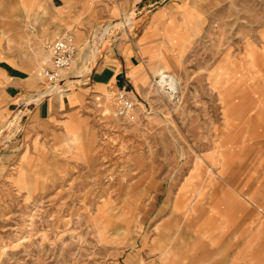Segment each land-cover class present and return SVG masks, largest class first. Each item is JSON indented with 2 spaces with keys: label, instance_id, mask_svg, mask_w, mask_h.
<instances>
[{
  "label": "rangeland",
  "instance_id": "obj_1",
  "mask_svg": "<svg viewBox=\"0 0 264 264\" xmlns=\"http://www.w3.org/2000/svg\"><path fill=\"white\" fill-rule=\"evenodd\" d=\"M43 1L25 0L30 12L23 17L15 12L23 27L0 28V47H13L22 63L32 51L25 48L30 34L47 45L35 53L36 73L15 77L24 104L0 126V264L144 262L150 255L141 239L159 211H173L179 190L202 181L211 196L223 181L234 186L248 172L261 174L264 0H190L192 8L184 0L181 19L155 13L139 41L147 57L137 56L140 64L129 70L139 105L135 121L116 116L112 90L93 89L75 111L65 113L71 106L59 110L55 103L49 118L38 117L34 108L45 98L74 101L90 85L93 68L110 54L120 56L118 46L139 26L134 11L110 19L103 13L99 20V10L88 8L98 23L87 35L57 24L72 14L73 0L59 6ZM115 1L112 13L118 14L126 0H110L108 7ZM8 2L22 4L0 0V9ZM160 6L155 2L151 11ZM2 15L11 19L12 13ZM68 30L76 58L61 86L46 94L50 86L41 68L49 62L48 44ZM116 33L121 37L112 41ZM161 71L174 76L176 89L168 78L159 82Z\"/></svg>",
  "mask_w": 264,
  "mask_h": 264
},
{
  "label": "crops",
  "instance_id": "obj_2",
  "mask_svg": "<svg viewBox=\"0 0 264 264\" xmlns=\"http://www.w3.org/2000/svg\"><path fill=\"white\" fill-rule=\"evenodd\" d=\"M109 1L73 0L72 14L59 17L57 24L66 27L73 25L88 35L89 28L98 23L90 17L92 14L90 10L98 9L99 20L103 13L110 19L118 18V15L122 13L134 11L139 26L130 33L127 42L118 46L120 56L115 53L110 54V61H106L101 68H93L90 85L82 88L77 97L73 98L74 101L68 96L64 99L56 98L57 102L52 98H45L34 108L38 117L49 118L55 103L59 110L66 109L67 105L71 106V109L76 108L82 102L83 96L89 94L88 89L104 94L106 90H115L124 85L129 89L128 83L131 82L134 86L129 70L132 66L140 64L137 62V56L147 57L146 54H142L139 46L145 27L160 10L167 11V19L174 13L177 19H181V12L184 11L178 8L184 0H126L122 11L115 14L112 13V7L116 1L108 7ZM187 1L192 8L190 0ZM10 2L6 3L5 8L0 9V17H4L3 12H11V19L0 18V28L10 29L15 25L23 27V20H15V12L22 13L21 17L26 12H30L26 8L25 0H21L22 4L18 5L19 7H16L15 2ZM155 2H160L162 6L151 11L150 7L155 5ZM62 3L63 0H52V5L59 6ZM138 13L143 15L139 16ZM39 24L40 32H42L43 25L41 22ZM137 30L139 33H136ZM12 37L14 39L13 34ZM29 37L33 41L25 44L27 45L25 48L32 51L25 54L23 63L18 53H14L13 47H9L8 44L4 48L0 47V126L15 111V108L24 104V99L16 93L21 91L19 89L23 86L19 85L20 80L15 77L18 74L29 77L36 73L40 57L37 58L35 53L38 50L41 52L42 46L46 45L40 36L35 37L30 34ZM111 37L112 41H117L121 36L116 33L111 34ZM111 44L110 42L108 46ZM71 111L75 109L65 113ZM66 118L67 116L63 122ZM201 182L194 181L187 191L177 192L173 197L172 212H158L150 233L145 234L141 239L142 247H146L143 250L147 253L149 251V259H145L144 262L142 260L134 262L137 264H264V165L261 174L254 175L248 172L246 178L234 180V186L226 181L221 182L222 185L218 186L220 190L211 196H207L208 191L202 190L207 185H202ZM205 182L212 184L214 181ZM208 187L213 188L212 185ZM198 191L202 194L199 195ZM205 198L209 201L201 209L200 201ZM165 203L167 202L164 201L161 210L164 209ZM177 204L180 205V210L175 209ZM185 204L186 207H184ZM140 254L142 255V251ZM124 264H133V260L125 261Z\"/></svg>",
  "mask_w": 264,
  "mask_h": 264
},
{
  "label": "built area",
  "instance_id": "obj_3",
  "mask_svg": "<svg viewBox=\"0 0 264 264\" xmlns=\"http://www.w3.org/2000/svg\"><path fill=\"white\" fill-rule=\"evenodd\" d=\"M47 48L50 58L49 62L42 66L41 74L50 88H58L64 81L65 71L71 68L78 52L75 35L69 30L65 31L59 38L49 43ZM132 93L126 85L114 90L115 114L126 121H135L139 117V105Z\"/></svg>",
  "mask_w": 264,
  "mask_h": 264
},
{
  "label": "bare ground",
  "instance_id": "obj_4",
  "mask_svg": "<svg viewBox=\"0 0 264 264\" xmlns=\"http://www.w3.org/2000/svg\"><path fill=\"white\" fill-rule=\"evenodd\" d=\"M159 75H160V80H159V82L164 81V78H166V79H165V82L169 79V84H170L174 89H176V85H177L178 81H177L175 78H173L174 76H172V75H168V74H165L164 71L159 72ZM167 78H168V79H167ZM164 84H166V83H164ZM68 85H70V83H69ZM177 89H178V88H177ZM51 90H52V88H49V89H48V92H46V94L50 93ZM111 93H112V103H113V105H114V101H113L114 90H112ZM59 94H61V92H60Z\"/></svg>",
  "mask_w": 264,
  "mask_h": 264
}]
</instances>
